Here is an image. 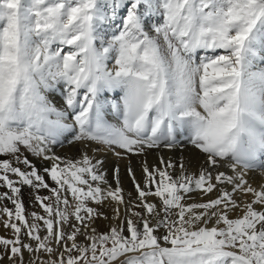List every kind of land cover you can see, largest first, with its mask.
<instances>
[{
    "label": "snow or ice",
    "instance_id": "1",
    "mask_svg": "<svg viewBox=\"0 0 264 264\" xmlns=\"http://www.w3.org/2000/svg\"><path fill=\"white\" fill-rule=\"evenodd\" d=\"M262 64L264 0H0V261L264 264Z\"/></svg>",
    "mask_w": 264,
    "mask_h": 264
},
{
    "label": "bare ground",
    "instance_id": "2",
    "mask_svg": "<svg viewBox=\"0 0 264 264\" xmlns=\"http://www.w3.org/2000/svg\"><path fill=\"white\" fill-rule=\"evenodd\" d=\"M261 67H264V64H262ZM109 119L112 120L111 117H109ZM112 122H115V121L112 120ZM65 145L66 146H64L62 148L57 147L55 149V151L61 155H67L68 157L76 156L78 158L79 154L74 149H72L71 146H69L67 144H65ZM89 154L92 155V152H89ZM173 154H175V156L177 155V157H179L180 155H183L186 157L187 154L193 155L191 152H189L187 150L184 153H180L178 150L175 153H173V152H169L168 150L154 149V150H151L148 153H146V156L149 155L150 158H152L154 161H156V163H158V160H157L158 156L168 157V156H171ZM145 157L133 156L130 158L131 159V165L133 168H134L135 163L138 165L136 168H134L138 177H141V175H140V163H141V160L145 159ZM99 158L105 160V167L103 170L105 172H107V175H108V172H112V169L116 166H119L121 168V175L123 173H126V165L128 164L127 159L126 160H117L116 157L111 154V152H106V151H101L99 154ZM30 159H31V157H30ZM33 163H35L37 165V167H41V162L39 160L34 159ZM49 183L51 184L52 182L49 180ZM26 189L24 188L22 190L23 194H24V203H25V208H26V214L35 211V212H38V213L43 215V212L39 208V206L33 204L31 196L28 195V193H25ZM130 192L132 193V195H135V191H133V192L130 191ZM40 194L41 195H48L49 193L47 191H44V193L42 192ZM193 195H195V194H193ZM205 199H207V197H205ZM104 211L107 212L108 214L111 213V210L107 209V208H105ZM97 225H98V223H97Z\"/></svg>",
    "mask_w": 264,
    "mask_h": 264
},
{
    "label": "rangeland",
    "instance_id": "3",
    "mask_svg": "<svg viewBox=\"0 0 264 264\" xmlns=\"http://www.w3.org/2000/svg\"><path fill=\"white\" fill-rule=\"evenodd\" d=\"M66 146V145H65ZM26 155H28V157H29V159H30V157H31V159L30 160H34L35 158H33L29 153H25ZM166 157V156H165ZM168 157H172L173 159H176V158H178L177 157V155L175 156V154H173V155H171V156H168ZM2 158H5V157H0V159H2ZM146 159H147V161H148V163H149V165L151 166V165H153V164H156V161H154L152 158H150L149 157V155L148 156H146L145 157ZM186 158H192V155L191 154H187L186 155ZM138 165L135 163L134 164V168H136ZM190 167H192V168H195L196 167V161L195 160H193V162H192V164L190 165ZM48 179V177H46V180ZM108 179H109V182L110 183H112L113 184V186H115V183H114V181H113V174H112V172H108ZM137 179L139 180V179H142V177H138L137 176ZM121 180H122V184H121V186L124 188V190H125V193H131L130 191H134V187H133V184H132V181L129 179V177H128V175H127V173H123L122 175H121ZM27 187H25V189H26ZM29 190V191H28ZM129 190V191H128ZM3 191H7V189L6 188H0V192H3ZM27 191V192H26ZM26 191H25V193H28V195H29V192L31 191L30 189H26ZM44 191L45 190H41V192L40 193H44ZM133 196H135V195H133ZM2 206H7L8 208H13L14 206L9 202V201H7V200H5V201H3V205H0V207H2ZM109 215H110V213H109ZM97 223H98V226H99V228H100V230H106V227H107V223L105 222V221H97ZM2 228V229H1ZM0 229L2 230H0V236H5V237H7V238H11L12 237V230L11 229H6L2 224H0ZM11 234V235H10ZM45 233L42 231L41 232V235H44ZM25 240H27V238H25ZM3 251V249L2 248H0V252H2ZM24 255H25V261H27V259H28V253L27 252H25L24 253ZM8 258L7 257H5L4 258V260L3 261H0V264H10V261H8Z\"/></svg>",
    "mask_w": 264,
    "mask_h": 264
}]
</instances>
